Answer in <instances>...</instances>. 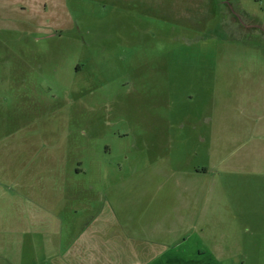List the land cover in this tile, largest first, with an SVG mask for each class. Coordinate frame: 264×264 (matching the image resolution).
Here are the masks:
<instances>
[{
    "label": "rangeland",
    "instance_id": "rangeland-1",
    "mask_svg": "<svg viewBox=\"0 0 264 264\" xmlns=\"http://www.w3.org/2000/svg\"><path fill=\"white\" fill-rule=\"evenodd\" d=\"M153 163L173 180L194 167L210 176L191 195L210 199L206 229L185 233V258L172 246L158 264H264V0H0L5 229L8 194L23 196L25 222L40 211L33 198L93 204L121 176L128 196L144 182L136 170ZM217 177L233 220L217 207ZM46 236L33 234L42 258ZM0 239L14 257L13 235ZM121 255L117 264H133Z\"/></svg>",
    "mask_w": 264,
    "mask_h": 264
},
{
    "label": "crops",
    "instance_id": "crops-1",
    "mask_svg": "<svg viewBox=\"0 0 264 264\" xmlns=\"http://www.w3.org/2000/svg\"><path fill=\"white\" fill-rule=\"evenodd\" d=\"M156 159L161 163L166 158L158 157ZM154 163L151 168L145 166L142 170H136V180L144 179V182L141 183L143 184L141 187L129 192L128 196L121 193L122 187H117L122 185V176L118 183L111 182L105 186L101 193L93 195V198L89 199L93 201V204H78L76 206L71 203L69 196L64 197L58 193L52 194V197L45 195L43 199L39 200L33 198L35 201L24 195L25 199L27 196L33 202L41 205L38 207L34 203L36 207L40 208V211H36V209L30 211L29 215H25L29 216L25 222L20 214L23 196L8 194L11 201L9 208L12 207L14 210L8 221L12 226L10 230L9 228L5 229L4 219L6 216L2 215V211H0V235H3L5 231L13 235V243H10L8 248L14 250V257L1 251L4 247L3 242L0 241V264H24L23 253L27 234L30 236V241L28 240L30 252L35 256L32 264H38L42 259L47 264H117L118 259H123L121 255L123 248L126 254L129 251V258L134 260L133 264H158L160 257L165 260V257L168 259L171 256L170 248L172 246H176L178 253L182 258H185L189 244L193 242L192 236L190 235L189 238L185 233L199 227H201L200 233L204 232L206 227L201 220L204 211L201 206L207 208V202L210 201V199H203L200 206L191 195L198 193L200 183L206 184L210 176L207 171L201 172L194 167L193 170H183L178 174L176 180H173V176L168 177L166 172L158 174V171L154 170ZM147 164L145 163V165ZM140 176L143 177L140 178ZM209 184L215 186V192L217 189L220 190L221 198L217 202V207L219 209L222 206L226 207V211H229L233 220L232 213L234 211L232 212V209L230 210L225 203L223 205L221 201L223 187L218 177L214 178L212 184L211 182ZM212 191V187H210L205 190L204 195L211 194L213 196L215 193ZM1 195L2 193H0ZM121 196H123L122 200ZM30 205L28 203L27 206ZM195 208L199 209L197 216L194 213L190 219V211ZM198 217L200 218L198 219ZM43 219L45 221H42ZM1 224L4 225L3 228ZM45 224L46 229H43L40 225L45 226ZM43 232L47 235L45 258L38 255V243L33 237V234H42ZM197 232L196 234L199 235ZM16 235L17 237H14ZM54 239H57L59 243L52 241ZM202 239L195 238V241L203 244L204 240ZM5 247L7 246L5 245ZM165 248L166 250H164ZM57 249L60 252H57ZM143 255L146 257L143 258ZM198 255L203 257L204 254L198 251Z\"/></svg>",
    "mask_w": 264,
    "mask_h": 264
}]
</instances>
